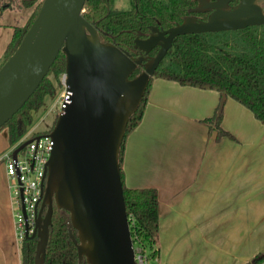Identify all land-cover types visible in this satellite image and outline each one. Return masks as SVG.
<instances>
[{"label": "water", "instance_id": "obj_1", "mask_svg": "<svg viewBox=\"0 0 264 264\" xmlns=\"http://www.w3.org/2000/svg\"><path fill=\"white\" fill-rule=\"evenodd\" d=\"M86 1L42 0L21 42L0 67L1 128L32 96L60 53L66 60L70 102L57 114L48 133L54 144L31 234L26 222L25 236L37 238L34 264L45 263L54 203L70 212L68 232L79 261L85 257L89 264H136L121 177L122 143L129 120L171 43L162 45L154 56H134L100 38L98 29L87 19ZM207 1L199 0V6L192 9L202 11L205 5L215 8L207 21L195 22L186 16L181 24L167 30L170 36L264 25V7L259 4L264 0H241L233 8L230 0ZM163 39L171 42L173 38ZM154 40L137 38L135 45L148 53ZM226 97L222 93L221 107ZM32 140L25 136L13 149V158ZM18 181L26 218L20 177Z\"/></svg>", "mask_w": 264, "mask_h": 264}, {"label": "crops", "instance_id": "obj_2", "mask_svg": "<svg viewBox=\"0 0 264 264\" xmlns=\"http://www.w3.org/2000/svg\"><path fill=\"white\" fill-rule=\"evenodd\" d=\"M47 97L37 116L33 111L31 132H39L40 118L46 131L55 123ZM221 99L215 89L156 77L143 117L125 139V185L158 190V264H246L264 252V124L247 114L251 126L240 119L243 125L235 129L224 115L222 127L234 138L210 133L203 119L214 114ZM231 99L226 97L223 110L235 105ZM9 150L5 127L0 174L12 190L2 159ZM2 183L0 264H22L16 209L11 194H1Z\"/></svg>", "mask_w": 264, "mask_h": 264}, {"label": "trees", "instance_id": "obj_3", "mask_svg": "<svg viewBox=\"0 0 264 264\" xmlns=\"http://www.w3.org/2000/svg\"><path fill=\"white\" fill-rule=\"evenodd\" d=\"M36 0H21L26 8L33 7ZM113 0H87V18L97 23L99 28L108 31L113 38H105L118 46L133 44L134 36L149 30L151 24L172 25L180 22L189 7L196 0H129L127 10H113L109 3ZM39 2L38 5H41ZM2 7V4H0ZM0 7V11L3 7ZM37 10L33 9L32 14ZM31 16L23 26L15 27L8 42L2 64L21 42L32 21ZM65 55L60 53L51 66L60 78L65 72ZM141 68L133 74L135 76ZM155 77L175 80L181 85L204 89H215L221 95L235 99L249 108L254 116L264 123V26H250L243 29L202 33L187 38H176L174 47L169 50L156 70ZM151 77L144 98L138 110L131 116L121 150V177L124 197L130 222V230L135 245L145 252L151 249L150 259L158 256V236L160 228L159 194L154 187L130 188L124 183L122 158L125 139L140 123L148 100ZM55 93L54 83L47 77L27 100L23 107L1 128L8 127L10 150L13 151L28 134L33 124V111L38 110L47 96ZM223 107L218 105L214 114L204 118L210 133L217 131L219 136H234L222 127ZM70 212L58 208L54 203L52 227L46 249L44 264H89L84 257L79 261L75 243L69 237ZM75 234L78 231L74 229ZM37 238L23 236L20 239L22 264H34ZM264 252L257 254L246 264H261Z\"/></svg>", "mask_w": 264, "mask_h": 264}, {"label": "built area", "instance_id": "obj_4", "mask_svg": "<svg viewBox=\"0 0 264 264\" xmlns=\"http://www.w3.org/2000/svg\"><path fill=\"white\" fill-rule=\"evenodd\" d=\"M66 73L61 76L62 89L57 97L51 103L57 114L70 102L71 92L67 89L65 84ZM51 129L45 133L31 132L28 137L33 140L18 153L17 158H13L12 150H9L2 156L6 163L7 174L10 179V186L14 192L17 202V209L15 212V219L17 225V234L21 239L26 233V222L28 224V231L31 234L35 227L36 220V204L40 202L42 197V182L45 174L46 162L50 156L54 141L48 134ZM39 137L37 138L36 136ZM18 177L21 178L23 186V202L26 207L27 217H24ZM135 260L136 264H147V256L140 245H135Z\"/></svg>", "mask_w": 264, "mask_h": 264}, {"label": "rangeland", "instance_id": "obj_5", "mask_svg": "<svg viewBox=\"0 0 264 264\" xmlns=\"http://www.w3.org/2000/svg\"><path fill=\"white\" fill-rule=\"evenodd\" d=\"M17 1H19V0H16L13 3H14V5H17L18 8H14V7L9 6L0 12V64L3 61L6 46L12 38L13 31H14L15 27L23 26L28 21V18L31 16L32 10L35 9L37 11L34 13V16L33 15L31 16V21H33L35 16L37 15L39 9H40V6H41L38 4H39V2H42V0H36L33 7L26 8L23 5H21V2H19L17 4ZM7 2H9V0H0V4H2V5L6 4ZM127 3H129V0H114L113 4H111V7H113V8L115 7L116 9H121L124 7L126 8ZM114 4H115V6H114ZM84 8H85L86 12L88 13L89 5L85 4ZM61 76L62 75H60V78L57 77L56 72L54 70L49 71L47 76H46L49 80H51L54 83V86H55V93L52 95H49L47 97V100H46V102L50 101L48 104L49 105V111H52V112H54L55 108L51 103L57 97L58 93H60V91L62 89ZM154 78H156V77L154 76ZM168 80H170V79H168ZM231 100H233V99H231ZM234 102H235L234 106H231L229 103L227 109L223 110V114L227 117V119H226L227 123L235 129H240L243 125L240 122V119H242L245 122V125L251 126V124L247 123V114H250L251 116H253L254 113L249 108L242 105L241 103H238L237 101H234ZM42 107L43 106H41L38 110H42ZM239 110L240 111L242 110L244 112H240ZM35 111L36 110H34V112ZM37 114L38 113L35 112L36 116H37ZM33 117H34V115H33ZM44 118H46V115L43 117V119ZM36 120L37 119H35V121ZM47 120H49V117H47ZM259 121H257V122H259ZM42 122L43 121L40 118L37 122H35V124H36V126L38 125L37 128H38V131L40 133H45L47 131L44 128L43 124L40 125ZM1 178H2V176L0 174V183H2ZM2 185H3L4 191L2 190L1 194H11V198L13 201V209H17V202H15L16 197L14 195V192L11 189H9L8 182H7L5 177H3ZM13 227H14V225H13ZM151 252H152V250L149 248H147L145 251V254H146L147 260H148L147 264H158V261L156 259H152V258L150 259L149 258Z\"/></svg>", "mask_w": 264, "mask_h": 264}, {"label": "flooded vegetation", "instance_id": "obj_6", "mask_svg": "<svg viewBox=\"0 0 264 264\" xmlns=\"http://www.w3.org/2000/svg\"><path fill=\"white\" fill-rule=\"evenodd\" d=\"M15 1L16 0H9V2H7L6 4H3L2 5L3 9L1 11H3L6 7H9V6L14 7V8H18L17 5H14V3H13ZM208 1L213 2L214 0H208ZM19 2H21V0L17 1V4ZM113 2H114V0L111 3H109V5L111 6V4H113ZM240 2H241V0H230L228 2V4H229L230 8H233L234 6L238 5ZM259 4L262 7H264V1H259ZM114 6H115V4H114ZM126 6H127L126 8L124 7V8H121V9H116L115 7L114 8L111 7V8L113 10H127V9L130 8V2L127 3ZM197 6H199V0H196V3L193 6L189 7L187 13L183 16V19L180 22H175L174 24L167 25V26L162 25V24H151L150 27H149V30L147 32H145V33H143L141 35H137V36L133 37L135 39H134V42H133L132 45L125 46V47H122V48L128 50L134 56H140V55L143 54V55H145L147 57H151V56L156 55V53L159 51V49L162 47V45L168 46V44L171 43V46H169L168 50H167V53H168L169 50L174 47V43H175V39L176 38H187L188 36L192 37L194 35L202 34V33L220 32V31L191 32V33H183V34L175 35L173 37L170 36V33L167 30H169L170 28L181 24L185 20L186 16L192 17L195 22L207 21L209 19L210 15L212 14V12L215 10V8H209V7H207V5H205L204 6L205 8L202 11H193L192 9L197 7ZM90 22H92L94 24V26L98 29V31L100 33V38H103L105 41H106L105 38H113V36L110 33H108V31H105L104 29L99 28L96 22H94V21H90ZM259 26H263V25H259ZM222 31H231V30H222ZM137 38H142V39L156 38V40H154V44L151 47V49L149 50V52L146 53L140 47H136L135 40ZM163 38H173V39H171V42H170L167 39H163ZM109 42H111V41H109ZM119 47H121V46H119ZM167 53H166V55H167ZM139 68L142 69L143 68L142 65L139 66ZM41 201H42V199L40 200L39 204L41 203Z\"/></svg>", "mask_w": 264, "mask_h": 264}]
</instances>
